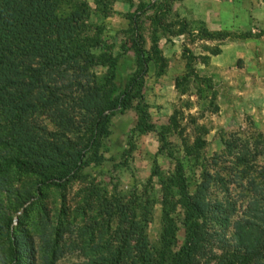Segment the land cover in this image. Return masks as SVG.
<instances>
[{
    "label": "rangeland",
    "instance_id": "1",
    "mask_svg": "<svg viewBox=\"0 0 264 264\" xmlns=\"http://www.w3.org/2000/svg\"><path fill=\"white\" fill-rule=\"evenodd\" d=\"M82 1L95 10V0ZM218 1L225 2L115 0L109 17L94 14L89 21L93 32L100 30L104 50L116 56L127 43L130 18L133 14L140 16L144 49L151 59L145 79V102L152 122L165 137L163 143L157 133H149L129 145L137 122L133 107L113 118L104 143L106 162L89 172L100 173L99 181L105 184L108 173L115 169L114 183L124 194L136 191L153 202L147 233L154 245L161 228L162 196L160 185L156 181L148 184V180L156 166L163 176L172 175L179 160L190 194L207 211L203 247L194 264H213L227 248H234L235 228L240 221L259 223L264 231V118L256 117L253 110L236 109L234 120H224L219 78L206 74L203 68L210 59L205 51L217 55L220 48L202 43L225 40L227 37L221 34L264 35L260 21L264 13L247 14L242 9L259 8L264 0H232L239 8V34L209 31L197 18L199 4L205 12ZM153 40L158 43L164 64L157 61ZM134 60L132 51L122 55L117 69L120 88L134 71ZM19 63L20 84L14 90L17 95L30 91V75L41 67V59L21 57ZM107 74L108 69L103 67L83 72L78 63L44 71L40 86L25 99L36 107L24 115V123L45 143L68 148L87 135L92 115L85 102L96 93L94 88L105 89ZM131 147L133 151L127 153ZM13 182V190L32 197L26 205L29 207L23 228L36 238L38 248V237L44 233L57 234L60 239L64 257L58 264L88 263L90 247L107 240L108 230L113 234L119 228L118 217H110V209L88 196L89 179L74 182L65 190L43 188L40 193L35 177L15 176ZM177 218L180 220L181 213ZM109 219L110 229L106 223ZM38 254L41 255L40 250ZM251 264H264V251Z\"/></svg>",
    "mask_w": 264,
    "mask_h": 264
},
{
    "label": "trees",
    "instance_id": "2",
    "mask_svg": "<svg viewBox=\"0 0 264 264\" xmlns=\"http://www.w3.org/2000/svg\"><path fill=\"white\" fill-rule=\"evenodd\" d=\"M114 1L95 0L93 10L82 0H0V264H58L64 257L57 234L40 235L38 248L36 238L23 228L29 207L26 205L32 197L12 189L15 176L35 177L38 193L43 188L65 190L74 182L89 179L88 196L110 209V217H118L119 228L113 234L108 230L107 240L90 247L89 262L84 264H194L202 250L206 206L190 194L179 160L172 175L163 176L156 166L148 180V184L156 181L160 185L162 196L161 228L154 245L147 233L153 202L136 191L124 194L114 183L115 169L108 173L105 184L99 181L100 173L89 172L106 162L104 143L113 118L133 107L137 122L128 144L149 133H157L165 143L145 102V79L151 59L144 49L140 16L133 14L130 18L127 43L116 56L104 50L100 30L92 31V15L109 17ZM152 49L157 61L164 64L155 40ZM131 51L135 69L120 88L118 65L122 55ZM29 56H38L41 67L30 75V91L17 95L14 90L20 84L19 59ZM73 63H78L83 72L107 68L104 88L108 90L94 88L96 93L85 102L92 115L87 135L64 148L42 141L23 117L36 107L25 99L40 86V75ZM130 151L133 147L127 153ZM106 223L110 229V219ZM235 240V247L227 248L213 264H251L264 251V231L259 223L238 222Z\"/></svg>",
    "mask_w": 264,
    "mask_h": 264
},
{
    "label": "crops",
    "instance_id": "3",
    "mask_svg": "<svg viewBox=\"0 0 264 264\" xmlns=\"http://www.w3.org/2000/svg\"><path fill=\"white\" fill-rule=\"evenodd\" d=\"M187 2L191 4V0ZM203 7L202 4L198 5L197 18L209 31H228L232 34L242 31L236 16L239 8L232 0L215 2L205 12H202ZM259 8L242 9L247 14L264 13V5ZM260 21L264 30V15ZM202 43L220 48L217 55L205 51L204 54H208L210 59L209 64L203 68L206 74L219 78V100L224 120H234L236 109L242 112L253 110L256 117L264 118V35H230L223 41Z\"/></svg>",
    "mask_w": 264,
    "mask_h": 264
}]
</instances>
